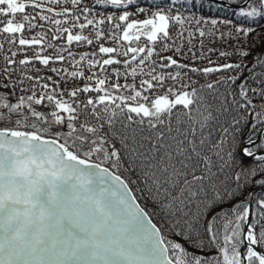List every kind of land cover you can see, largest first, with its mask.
Wrapping results in <instances>:
<instances>
[{
	"label": "snow or ice",
	"instance_id": "1",
	"mask_svg": "<svg viewBox=\"0 0 264 264\" xmlns=\"http://www.w3.org/2000/svg\"><path fill=\"white\" fill-rule=\"evenodd\" d=\"M134 3L0 0V264H264V102L252 100L264 97V55L248 67L240 46L254 29L223 21L219 38L236 44L207 53L240 59L217 63L192 44L217 19L172 0L136 20ZM234 14L258 23L264 0ZM84 44L95 50H73ZM157 44L172 55L149 64ZM185 55L209 66L174 58ZM113 65L133 82L114 80ZM221 72L199 85L189 75ZM68 78L87 82L62 90Z\"/></svg>",
	"mask_w": 264,
	"mask_h": 264
},
{
	"label": "trees",
	"instance_id": "2",
	"mask_svg": "<svg viewBox=\"0 0 264 264\" xmlns=\"http://www.w3.org/2000/svg\"><path fill=\"white\" fill-rule=\"evenodd\" d=\"M221 1L228 3V0H221ZM242 1L243 0H241V2ZM191 2H192V0H177V5H180V4L185 5V7L179 8V11L183 12V14L185 16H188L194 12V13H196L197 16H202L206 20H211V19H217L218 20V24L215 26L211 25L210 23H202L201 24V27L206 32L211 30L213 35H207L203 39V48L201 47V43H200L201 38L199 37L198 34L195 36V38L192 41V44L195 46L194 52L196 53L197 56H199L200 52L203 51L206 53L207 58H210L212 61L217 62V63L236 61V60L240 59L238 56H233V57L225 58V59H218V51L213 52V53H207V48H209V47H212V48H215L218 50H229L230 51L232 49V46H234L236 44L235 40L227 39V38H225V39L219 38L220 33H222V32L226 33L229 31L230 26L225 25L223 23V21H226V20H231L234 24H237V25H240L243 27H251L254 29L253 31H251L249 33L246 40L242 38L240 41V46L244 50L250 51L252 53V55H249L245 59V64L248 67L252 66V64L254 62V60H253L254 56L256 58H259L260 55H264V17L257 18L258 23H253V21L250 19H245V18H242V17L234 14L235 11L238 10L239 7H230L226 4L219 3V2H216L214 0H202V4H203L202 7H191V8H189L187 5L190 4ZM171 3H172V0H135V3L133 5H129L127 7H128L129 12L132 14L131 19L143 20V19L149 17L153 11L157 10V8L164 9L165 11H167L168 10L167 5L171 4ZM217 5L219 7H217ZM231 5L237 6L238 4H231ZM137 8H143L145 11L143 13H141V12L137 11ZM175 8H176V6L174 5V10H175ZM3 19H7V17H4ZM105 26H107V23ZM189 27H190V25H188V24H185V26H184L185 29H187ZM191 28L193 31H195V21L192 22ZM179 30H180L179 26L171 27L170 34L172 36H175ZM36 31H40V29H36ZM32 34H34V33H26V35H32ZM184 39H185V41L188 39L186 32H185V38ZM61 43H62V41H61ZM139 43L142 46L146 45L147 44L146 38H142V40ZM177 43H181V42L177 41ZM106 46H112L111 42H108L106 44ZM132 46H136L135 41H133ZM72 47H73V50L76 52H91V51L95 50V45L89 46L87 44H84L83 46L73 45ZM155 47H156V51L154 52L153 57L149 60V62H148L149 64H151L153 60L159 62L161 56L172 55L171 50H168V49L161 50V46L159 44H157ZM184 51L187 52L188 49L185 48ZM29 54H31V53H29ZM141 55H144V54L142 53ZM96 58H100V57L97 56ZM117 58L121 59V60L124 59V57H119V56ZM174 58L180 60L181 62L188 63L189 65H193V66H197V67L209 66L207 58L197 59L195 61H192L188 55L176 56ZM54 66H56V67H61V66L70 67L68 64H62V62H57ZM37 67L43 68V66L39 65V64H37ZM112 67H120L121 71L124 70L123 65H119V66L113 65V66L108 67L109 73H111ZM70 70H72V69L70 68ZM178 70L179 69H175V68L172 69L173 72L178 71ZM92 71L98 72L99 70L93 69ZM236 71H238V70H236ZM256 71L259 72L260 68L257 67ZM40 74L41 75H52L54 80L60 79V77L56 76L55 74H53L51 72L42 71ZM89 74H91V73L86 70V76ZM225 74L226 73L221 72L219 74H210V75L205 76V75H201L199 73H195V74L189 73V75H191L192 79L194 81H197L198 85L203 84L205 82H211L212 80H216V79H218L219 75H225ZM231 74H235V72H233ZM111 75H112L114 80H118V82L121 84H123L125 82H127V83L133 82V78H131V77H128L127 79H125L123 77H116L114 73H111ZM247 75H248V71H247V69H245L243 75H241L240 78L237 79V81L235 83L238 85L244 79V77H246ZM86 82H87L86 79L68 78L66 81L61 82L60 87L62 90L67 91L73 87H77V86L82 87L83 84ZM136 82L138 83V81H136ZM253 86H255V85L253 84ZM225 87H227V85H221L220 90L223 91ZM0 90L6 91V89H2V87H0ZM89 95H91L93 98H95L96 93H82L80 95V99L86 100V98ZM249 95H251V93ZM65 99H68V97H65ZM252 100H253V107L258 110V106L262 102H264V97L252 96ZM96 107L100 108L101 105H96ZM89 111H91V106H89ZM251 123H252V120L250 118L249 119V126L251 125ZM261 126L262 125L258 124V127H261ZM244 132L245 133L248 132V127H245ZM124 175H127V174L124 173ZM248 191H252V189L251 188L245 189V193H247ZM239 199L244 200L245 197L240 196ZM207 253L208 254H215V250L209 248L207 250Z\"/></svg>",
	"mask_w": 264,
	"mask_h": 264
},
{
	"label": "rangeland",
	"instance_id": "3",
	"mask_svg": "<svg viewBox=\"0 0 264 264\" xmlns=\"http://www.w3.org/2000/svg\"><path fill=\"white\" fill-rule=\"evenodd\" d=\"M214 1H216V2H219V3H223V4H226V5H228V6H230V7H241V6H243V1L240 3V4H238L237 6H235V5H229L228 3H226V2H224V1H221V0H214ZM250 1V0H249ZM242 4V5H241ZM263 126V125H262ZM261 126V127H262ZM243 245H241V247H242ZM244 264H246V262H244Z\"/></svg>",
	"mask_w": 264,
	"mask_h": 264
},
{
	"label": "water",
	"instance_id": "4",
	"mask_svg": "<svg viewBox=\"0 0 264 264\" xmlns=\"http://www.w3.org/2000/svg\"><path fill=\"white\" fill-rule=\"evenodd\" d=\"M242 4H243V3H242ZM242 4H241V5H242ZM262 127H264V125H263ZM243 247H244V245L242 246V248H243Z\"/></svg>",
	"mask_w": 264,
	"mask_h": 264
}]
</instances>
